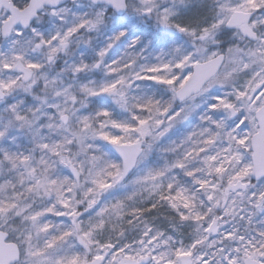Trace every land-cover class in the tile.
<instances>
[{"label":"snow or ice","instance_id":"snow-or-ice-1","mask_svg":"<svg viewBox=\"0 0 264 264\" xmlns=\"http://www.w3.org/2000/svg\"><path fill=\"white\" fill-rule=\"evenodd\" d=\"M0 264H264V0H0Z\"/></svg>","mask_w":264,"mask_h":264}]
</instances>
